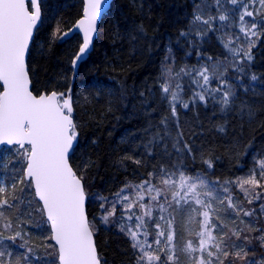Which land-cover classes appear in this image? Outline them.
<instances>
[{
    "label": "trees",
    "instance_id": "16d2710c",
    "mask_svg": "<svg viewBox=\"0 0 264 264\" xmlns=\"http://www.w3.org/2000/svg\"><path fill=\"white\" fill-rule=\"evenodd\" d=\"M40 6L41 23L26 63L35 92H64L71 97L78 137L70 163L83 177L87 214L102 264H140L141 255L132 247L127 230L121 231L119 213L107 223L99 221L102 198L109 201L126 185L148 179L162 186L161 167L175 172V180L179 178L177 170H183L214 186V222L226 225L224 230L229 235L232 229L247 226L248 256L243 260L264 264V244L259 239L251 244L250 237L253 233L259 237L256 229L264 228L261 207L257 212L249 208L253 213L249 219L243 211L229 209L227 199L230 196L235 207L242 209L240 203L245 204L247 196L238 185L264 156V29L252 37L250 47L240 32L238 6L228 0H221V6L216 0H112L99 23L92 50L74 67L81 37L76 33L65 39L62 34L81 17L83 1L41 0ZM252 8H259V4ZM197 14L203 19L215 17L211 29L194 20ZM220 14L227 15L228 20L220 21ZM251 19L245 17L246 22ZM262 19L256 16L257 23ZM225 45L243 51L237 55ZM165 66L173 69L176 83H183L180 99L189 104L184 108L177 103L175 116L170 96L165 98L161 89L166 82ZM204 68L208 69L211 88L225 81L223 91L229 92L230 101L227 107L221 103L222 92H214L206 104L193 102V94L201 91L193 78L200 84L203 81L194 70ZM181 69L188 74L180 73ZM157 133L164 139L149 145ZM3 170L6 168L0 172ZM149 173L154 175L150 178ZM6 179H11L9 172ZM21 185L9 188L5 196L15 205L7 215L20 224L32 249L28 262L57 264L49 225L33 206L35 203L41 209L40 203L30 188L32 202L24 204L26 200L19 195ZM202 189L203 193L208 190ZM180 217L175 224V262L188 264L185 237L193 236L190 230H195L196 223L190 222L186 211ZM41 226L48 236L43 237ZM47 246H53L54 252L48 255ZM163 257L166 259L165 254ZM229 260L236 264L235 257L225 262Z\"/></svg>",
    "mask_w": 264,
    "mask_h": 264
},
{
    "label": "snow or ice",
    "instance_id": "6c2138e0",
    "mask_svg": "<svg viewBox=\"0 0 264 264\" xmlns=\"http://www.w3.org/2000/svg\"><path fill=\"white\" fill-rule=\"evenodd\" d=\"M231 5L238 6L240 32L244 34L249 46L253 45L252 37H258L260 30L264 29V19L259 23L256 22V16L264 17V0H228ZM106 0H85L83 9V18L78 21V26L83 30V43L79 48V53L73 60L75 67L77 61L83 58L86 50L92 42L93 33L96 32L97 18L101 15L103 5ZM218 6H221V0H216ZM259 4V8L253 10L252 6ZM31 6V11L29 10ZM245 17L252 18L251 21H245ZM228 16L220 14V21L228 20ZM215 17L203 19L200 15H195V21H201L205 25H209L211 29L212 21ZM41 22V12L39 0H0V145L16 146L15 153L25 162L23 170V179L16 178L11 187L15 189L17 183L27 184L28 187L34 189L35 196L42 202V210L46 213L47 220L50 222L53 239L58 246L59 264H101L99 254L94 242L93 224L88 218L86 211L87 195L83 183V177L79 176L70 163V153L75 150V142L77 141L78 131L77 124L73 120V108L71 105V97L64 92L52 91L51 93L35 92L29 70L26 64V54L29 51L30 42L33 40L34 30L38 28ZM67 35V33H65ZM185 35V33H181ZM239 39V37H237ZM229 47V45H225ZM249 47V52H250ZM229 51L239 54L243 49H233L229 47ZM248 59L251 56L245 53ZM195 76L203 80L200 84L199 80L193 78V83L201 89L193 94V102L207 103L209 98L213 97L214 92H222L221 103L227 107L230 103L229 92L223 91L225 81H221L220 85L215 89L210 87V76L208 69L194 70ZM180 73H185L184 69ZM176 73V75H180ZM163 74L172 79L173 69L165 66ZM253 79H256L253 77ZM164 97L170 96V107L173 116L176 115L177 103L183 104L184 108H188L189 104L182 101L179 96L181 85L177 83L173 88L168 81L161 84ZM71 90L69 89V92ZM143 95V94H142ZM166 125V121H162ZM165 130V136H167ZM164 137L159 133L155 134L149 141L152 145ZM175 147V145H174ZM187 151L191 152V148L185 145ZM167 145H165V150ZM139 163V161H137ZM209 167L211 164L209 163ZM179 172V190L172 193V201L179 207L187 206L192 208L193 204L204 208L202 213L203 220L200 221V231L197 233L199 237L198 246H194L189 241L186 248L190 251H199L202 255L196 259L195 264H225V260L230 256L237 259H246L248 249L246 243L249 236L244 229L235 228L231 230V235L224 229L226 225L213 224L210 219V210L212 204L201 198V195L213 197L214 186L210 187L209 183L202 177L194 175H186L183 170ZM154 174L149 173L151 178ZM175 172L169 173L168 170L161 167L159 178L162 183L168 185L177 183L174 179ZM261 180H264V162L261 163V172L259 179L254 173L250 179L243 181V184L260 186ZM243 185H241L242 187ZM132 187L137 193L135 200L130 199L127 189ZM198 188L208 189L203 194ZM143 190V191H141ZM23 191V190H21ZM155 191L156 196H151V201H157L162 195L160 189L152 183L151 179L144 180L138 185L123 187L120 192L115 194V199L111 202V210L105 207L109 203L107 198L101 200L102 220L107 223L110 216H114L116 208L121 205L128 213V219L135 217L136 229L133 231L129 226L127 234L132 241V247L139 249L140 264H176L174 255V232L172 231V221L168 220V232L166 233L160 223L154 222L156 231V239L154 244L158 250L163 243L165 248L173 252L172 255H166L165 260H161V256L154 252L145 250V242L139 240V230L145 227L144 216L152 217L151 204H145L143 192L151 193ZM228 189L225 187L224 192ZM5 186H0V207H15L10 204L4 195ZM218 198V197H215ZM228 208L234 211H243L236 209L229 196ZM172 201L165 202L169 207ZM252 201L249 200V203ZM144 210L143 215H136L132 209L135 205ZM157 206L161 211H165L164 204L157 201ZM264 210V206H262ZM193 211H196L193 208ZM244 216L253 215L252 212L243 211ZM3 216V213H0ZM164 219L163 216L160 217ZM6 227H11L10 224ZM251 228L252 226L249 225ZM215 229L219 236L213 235ZM261 233L257 239L264 244V229H256ZM124 231V228H121ZM147 236V232L143 233ZM21 237V232L17 231L15 235L3 237L0 239L15 241ZM164 238L162 240L161 238ZM235 237L240 243L230 242ZM172 247H169V246ZM151 248V244L147 245ZM212 249H215L213 251ZM32 249H28L30 253ZM206 253V256L204 255ZM11 255V253H8ZM5 252L0 251V264H5L3 257ZM223 257L224 259H222ZM27 261L29 257L22 258ZM11 264V262H9ZM16 264H20L17 261ZM228 264H232L229 260ZM248 264H256L254 260L248 261Z\"/></svg>",
    "mask_w": 264,
    "mask_h": 264
},
{
    "label": "rangeland",
    "instance_id": "374dc122",
    "mask_svg": "<svg viewBox=\"0 0 264 264\" xmlns=\"http://www.w3.org/2000/svg\"><path fill=\"white\" fill-rule=\"evenodd\" d=\"M167 63H170V60L167 61ZM166 81H168L169 83L172 84L173 88L175 87V85L177 84L174 79L172 78L171 80H168V77L166 76L165 78ZM181 85V89H182V84L183 83H179ZM203 84V81H202ZM197 85V84H196ZM220 82H216L215 86H219ZM180 93V92H179ZM180 96V94H179ZM15 147L16 146H7L4 145L0 148V171L2 168H6V170H3L4 172H9L11 175V179L15 181L16 178H21L22 179V175H23V170L25 168V162L24 160H22L19 156L16 155L15 153ZM264 162V156L259 159L257 161V163L255 164V167L250 170L247 175L244 177V179L242 180L241 185H243L241 187V185H238V187L242 190L243 192L246 194L247 198H246V203L243 204L242 202L241 207L243 211H249V208L254 207L256 209V212L260 210L261 207V216H262V220L264 221V210H262V206H264V180H261V184L260 186H255V185H248V184H243V181L250 179L251 176L255 173L257 178L259 179V173L261 172V163ZM3 177L2 175H0V186H4L3 181H2ZM177 183L175 184H168L165 185L163 184L162 186L159 185H155L156 188L160 189L162 192V195L159 196L157 198V201L159 203L164 204L165 207V211H161L160 208L157 206V201H151L150 197L151 196H156V192L153 191L150 194L147 192H143L144 195V203L145 204H151L152 206V217L151 219L148 216H144V220H145V227L143 229H140L139 232V240L141 242H145V250L149 251V252H154L155 254H158L161 256L162 261L165 260L163 257V254L165 255H172L173 252L168 251L165 248V245L162 243L160 245V249H157V246L153 243L154 240L156 239V231L157 229L155 228L154 222H159L161 225V228L167 233L169 228H168V224L167 221L171 220L172 221V231L174 232V239H175V224L177 223V219L179 220V218H181L180 216H182V212L186 211L188 216H191V221L190 222H195L196 223V227L195 230L194 228L192 230H190L191 234H193L192 237L186 236L185 237V254L184 256H186L187 258V263L188 264H195L196 259H198L202 254L199 251H190L186 248V245L188 244L189 241H192L194 246H198L199 244V237L197 236V233L201 230L200 229V221L203 220V216L200 214L202 213L204 210V208H201L199 205H195L193 204L192 208H189L187 206L184 207H179L175 204L174 201H172V193L174 191H178L179 187V178L176 180ZM19 184V183H17ZM22 188L21 190L22 193H20V198L21 200L25 199L26 202L24 204H29L32 202V196L30 193V188L28 187L27 184H23L21 185ZM134 186V185H132ZM18 189V188H17ZM9 190V189H8ZM8 190H6L4 195H7V193L9 192ZM143 191V190H141ZM198 191L201 192V194H203V189L202 188H198ZM14 190L10 193L13 194ZM127 193L130 195V199L135 200L136 198V192L134 191V189L132 187H129L127 189ZM22 194V195H21ZM254 195V196H253ZM201 198L204 199L206 202L210 201L212 204V209L210 210V219L212 221L213 224H216L213 220V213H214V209L213 206L214 202L211 200V197H207L204 195H201ZM115 199V196L113 197V199L109 200V203H107L106 208H108L109 210H111V202ZM167 199V201H172V205L171 207L168 206V204L165 202V200ZM249 200H251L252 202L249 203ZM232 203L235 205V202L232 200ZM258 205V206H255ZM33 206L35 207L36 213L41 215L43 214V211L41 212V209L38 208V206L33 203ZM193 208L196 209V211H193ZM237 209H239L238 206H236ZM9 207L4 206V207H0V213H3V216H0V234H2L3 237H8V236H12L15 235V233L17 231L21 232V237H18L14 242L13 241H9L7 239H0V251L5 252V256L3 257V260L5 262V264H9V262H11V264H16L17 261H20V264H31L27 261H24L22 258L27 256L32 252H28V249L30 248V244L29 241H26L25 236L23 235V230L20 227V224H16L13 223V221L10 219V217L7 215L8 211H9ZM132 211L136 214V215H143L144 214V210L140 209L138 204L135 205L132 209ZM116 213H119V217L122 220L121 223L123 224V227L125 230L128 231L129 226H131L133 231H137L136 229V219L135 217H133L132 220L128 219V213L123 209V207L121 205H118L116 208ZM195 214H197V216H195ZM44 215V214H43ZM102 215L99 216V221L103 222L102 220ZM163 216L164 219L161 220L160 217ZM111 218H113L114 216H110ZM110 217L108 220H110ZM230 217V216H229ZM249 219H252L251 216H245ZM189 220V217H188ZM187 224H189V221H186ZM264 223V222H263ZM10 224L11 227H6V225ZM217 225V224H216ZM41 233H43V237L48 236V232L45 230V227L41 226ZM242 229H244V231H249V228L246 227H242ZM260 229V228H259ZM264 229V228H261ZM213 235H219V233L213 229ZM50 232V229H49ZM147 232V236H145L143 233ZM254 231H252L251 233H253ZM258 233V232H257ZM51 236V234H50ZM251 244L254 240L257 239V235L256 233H253L251 236ZM162 240H164V238H161ZM175 240H173L172 245H174ZM232 242V241H230ZM235 242V240H234ZM151 244V248H148L147 245ZM55 246V245H54ZM169 247H172L171 245ZM31 249V248H30ZM56 249V261H57V248L55 246ZM214 251V249H212ZM51 252H54V248L52 246V248H50L49 246H47V254L49 255ZM8 253H11V255H8ZM204 255L206 256V253H204ZM236 259V264H248V261H250V259L248 260H243V259ZM58 264V261L56 262ZM36 264V263H35ZM225 264H227L225 262ZM232 264H235L234 262H232Z\"/></svg>",
    "mask_w": 264,
    "mask_h": 264
},
{
    "label": "water",
    "instance_id": "95a60500",
    "mask_svg": "<svg viewBox=\"0 0 264 264\" xmlns=\"http://www.w3.org/2000/svg\"><path fill=\"white\" fill-rule=\"evenodd\" d=\"M40 1H41V0H39V4H40ZM82 1H83V9H84V7H85V0H82ZM26 2H27V0H26ZM111 2H112V0H106V3L103 5L102 13H101V15L97 18V25H96V29H97V30H96L95 33H93V38H92V42H91V44H90V46H89V49L86 50V53L83 55V58H82L81 60L77 61V63H80L81 61L85 60V59L88 57L90 51L92 50V48H93V44H94V40H95V38H96V36H97V31H98L99 23H100L101 19L103 18V16L105 15V13L108 11ZM29 10H30V11L32 10L30 5H29ZM40 12H41V7H40ZM41 18H42V12H41ZM82 18H83V11H82V15H81V17L78 18V19L75 21V23H74V24H73V25H72L67 31L63 32V34H62V36H63L65 39L71 37L72 35H74V34H76V33L79 34L80 37H81V44H80V46H81L82 43H83V30L79 28V26H78V21H79L80 19H82ZM40 23H41V22L38 23V27H39ZM35 31H36V30H34V34H35ZM65 33H67V35H65ZM33 36H34V35H33ZM30 44H31V42H30ZM80 46H79V48H80ZM29 48H30V45H29ZM28 52H29V51H28ZM78 53H79V49H78V51H77V54H78ZM77 54H76V56H77ZM27 56H28V53L26 54V61H27ZM26 64H27V63H26ZM51 92H52V91H51ZM51 92H48V93H51ZM42 93H46V92H42ZM76 144H77V141L75 142V146H76ZM1 146H3V145H0V147H1ZM71 154H72V153H70V155H71ZM25 166H26V165H25ZM33 191H34V189H33ZM34 195H35V192H34ZM35 197H36V196H35ZM36 199H37V201L41 204V207H42V202L39 201L38 197H36ZM86 211H87V200H86ZM43 213H44V217H45V219L47 220L46 213H45L44 211H43ZM88 218H89V217H88ZM47 221H48V220H47ZM48 224H49L50 233H51V236H52V230H51L50 222H48ZM51 240H52L53 243L55 244V246H56V248H57V254H58V246L56 245V243H55V241H54L53 239H51ZM94 242H95V235H94ZM95 245H96V242H95ZM96 249H97V246H96ZM97 252H98V250H97ZM98 254H99V253H98ZM57 260H58V264H59V257H57ZM100 260H101V259H100ZM101 264H102V261H101Z\"/></svg>",
    "mask_w": 264,
    "mask_h": 264
}]
</instances>
